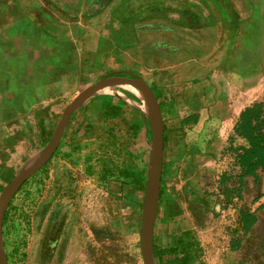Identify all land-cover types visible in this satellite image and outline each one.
Here are the masks:
<instances>
[{
    "label": "rangeland",
    "instance_id": "rangeland-1",
    "mask_svg": "<svg viewBox=\"0 0 264 264\" xmlns=\"http://www.w3.org/2000/svg\"><path fill=\"white\" fill-rule=\"evenodd\" d=\"M85 25L80 90L2 128L0 193L41 157L64 108L82 90L102 79L140 80L163 126L153 264H264V206L258 209L264 197L256 202L264 176L257 186L245 180L239 202L224 197L233 180L220 185L222 175H236L230 136H214L207 109L219 98L216 90L234 86L236 63L253 69L252 100L262 99L264 0H99ZM114 89L139 103L121 86ZM101 95L133 112L106 119L93 103L69 121L50 161L5 206L6 264H143L152 130L137 105L112 93L91 98ZM242 208L256 218L246 235Z\"/></svg>",
    "mask_w": 264,
    "mask_h": 264
},
{
    "label": "crops",
    "instance_id": "crops-1",
    "mask_svg": "<svg viewBox=\"0 0 264 264\" xmlns=\"http://www.w3.org/2000/svg\"><path fill=\"white\" fill-rule=\"evenodd\" d=\"M97 1L0 0V136L2 128L14 119H27L45 107L60 104L66 96L80 90V80L86 75L79 37L86 30L88 15ZM232 73L234 86L230 90H216L218 100L207 106L210 112L208 124L217 127L215 137L230 136L240 112L253 103V69L246 63L244 66L236 63ZM121 87L131 92L139 103L112 86L100 88L96 93L109 94L111 92L100 90L110 88L114 90L112 94L140 109L143 106L140 89L128 84ZM90 101L91 98L80 105L69 121L79 111L87 110ZM140 110L152 130L151 118ZM151 149L152 146L150 154ZM263 176L259 174V181Z\"/></svg>",
    "mask_w": 264,
    "mask_h": 264
},
{
    "label": "trees",
    "instance_id": "trees-1",
    "mask_svg": "<svg viewBox=\"0 0 264 264\" xmlns=\"http://www.w3.org/2000/svg\"><path fill=\"white\" fill-rule=\"evenodd\" d=\"M93 103L98 104L101 117L106 119L118 118L126 111L133 112L122 100L110 95L93 97L90 104ZM189 121H193V118H187L188 124ZM229 140L228 152L233 157L236 175L228 173L222 175L220 185L233 180L232 188L224 190V197H233L239 202L242 199L245 180L252 179L253 185L257 186L259 174H264V94L261 100L253 102L240 112ZM233 143L235 144L233 145ZM262 197L264 195L258 196L256 202ZM263 206L264 203L258 209ZM238 214L240 231L246 235L252 229L256 218L254 214L244 208L239 209ZM238 246L239 238H236L232 243V250H236Z\"/></svg>",
    "mask_w": 264,
    "mask_h": 264
},
{
    "label": "water",
    "instance_id": "water-1",
    "mask_svg": "<svg viewBox=\"0 0 264 264\" xmlns=\"http://www.w3.org/2000/svg\"><path fill=\"white\" fill-rule=\"evenodd\" d=\"M104 82H109V84L115 88L117 86H120L124 82H131L134 84H138L142 86V88L149 94V97L154 105L155 112L158 117V126H159V149H160V163H159V177H158V185L156 189V197L154 202V210L153 214L150 220V227L149 230L144 229V215L142 216V222H141V232H140V250H141V257L143 264H153V257H152V246H151V238H152V232H153V226H154V211L155 207L158 201V194H159V186H160V174H161V168H162V144H163V126H162V120L160 116V112L158 109L157 102L154 98V95L151 91V89L146 86V84L140 80H130V79H102L101 81L97 82L94 85H91L84 90H82L79 95L71 102L69 103L63 110L62 115L60 117V120L58 121L53 134L51 136V139L43 151V154L41 157L28 169L22 171L19 175H17L14 179H12L6 187L3 189V191L0 193V223L2 219L3 212L2 207L3 205L7 204L9 198L13 195V193L28 179H30L33 175H35L39 170H41L53 157L54 153L56 152L60 141L62 139L64 130L66 128V125L68 121L71 118V115L73 112L82 105L85 101H87L89 98H91L96 93V90L100 86V84ZM154 136V135H153ZM153 141V139H152ZM150 171V170H149ZM149 181V180H148ZM148 185V184H147ZM147 192V190H146ZM146 201V195L144 200V205ZM144 207V206H143ZM0 264H6L2 250H1V244H0Z\"/></svg>",
    "mask_w": 264,
    "mask_h": 264
},
{
    "label": "bare ground",
    "instance_id": "bare-ground-1",
    "mask_svg": "<svg viewBox=\"0 0 264 264\" xmlns=\"http://www.w3.org/2000/svg\"><path fill=\"white\" fill-rule=\"evenodd\" d=\"M128 84L132 87L139 88L142 93H140L141 98L143 100V106L140 107L145 113L149 115L151 118V125H152V133H153V144H152V149H151V156H150V171H149V184L147 187V192H146V201L145 205L143 207V215H144V229L149 230L150 227V220L153 214L154 210V202H155V197H156V189L158 185V177H159V163H160V149H159V126H158V117L155 112L154 105L149 97V94L142 88V86L138 84H134L131 82H124L121 85ZM120 85V86H121ZM106 86H111L109 82H104L100 84L98 89L106 87ZM97 89V90H98ZM96 90V91H97ZM102 92H111L113 93L114 90H111L110 88H105L104 90H100ZM148 97H146V96ZM5 209V204L2 207V212Z\"/></svg>",
    "mask_w": 264,
    "mask_h": 264
}]
</instances>
